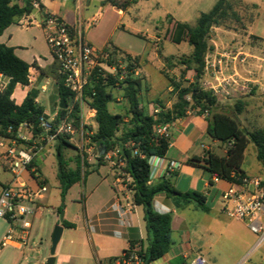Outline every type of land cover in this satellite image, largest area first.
I'll use <instances>...</instances> for the list:
<instances>
[{
	"label": "trees",
	"instance_id": "16d2710c",
	"mask_svg": "<svg viewBox=\"0 0 264 264\" xmlns=\"http://www.w3.org/2000/svg\"><path fill=\"white\" fill-rule=\"evenodd\" d=\"M34 1L39 3L40 11H44L40 0H29L24 8L12 5V0H0V36L17 20L33 12ZM233 1L240 6L243 3L242 0H218L209 12L200 15L196 25L191 26L184 22L175 23L170 38L176 44L188 42L193 47L191 56L181 63L187 71L194 73L195 78L189 86L182 87L167 76L173 92L177 93V101L171 108L157 101L155 104L158 112L153 115L146 113L141 106L140 98L143 91L142 79L133 78L139 58L126 55L128 73L122 79L125 72L118 70L115 74H111L100 67L94 73L86 89L89 107L96 112L95 122L97 124L96 130L87 135V140L92 147L96 148L97 153L101 154L102 150H105V154L97 156V162L93 166L81 156H77L76 167L71 168L64 157L66 147L75 148L70 140L71 136H60L57 140V177L62 200V205L58 209L59 213L64 209L70 188L86 179L91 173L98 171L100 166L109 162L106 157L116 153V156H111V161L116 162V166L112 168L130 177L127 188L132 193L134 205L143 208L147 230L146 239L139 242L138 247V243L132 242L123 255L135 250L142 264H151L162 258L173 244L172 214H161L155 211L153 200L156 195L176 196L197 204L204 212L209 211L206 197L199 192H179L169 179H164L157 185L149 184L151 167L148 159L152 156H166L170 147V139L155 135L154 130L158 125L174 124L177 120L184 118L190 108L197 106L210 115L208 127L210 137L220 144L227 145V150L224 155L208 151L204 158L193 157L187 161L188 164L203 168L211 178L225 182H237L247 176L243 164L245 153L252 144L256 148L257 159L264 170V129L253 131L243 126L236 118L219 108L218 98L213 90L205 88L202 84L206 57L210 51L209 36L212 29L221 25L231 15L240 20L237 14L232 13ZM107 2L125 12L135 3V0H107ZM253 20L254 17L249 24ZM104 49L120 50L112 46H106ZM30 68V64L17 57L14 48L0 43V76L9 78L6 88L0 90L1 138L17 139L22 124L27 125L33 136H37L42 131L40 118L45 116V113L44 108L36 101L38 91L29 92L21 104H17L12 98L18 85L24 87L30 85ZM111 88L124 90L129 104L125 115L110 112L109 104L114 101ZM58 93L61 100L66 101L68 108L66 110L58 108L55 122L58 123L69 117L73 119L76 129L81 128L79 106L70 109L71 94L60 81H58ZM243 105L240 100L236 103V110L239 114L243 110ZM83 128L91 130L90 126H83ZM120 162L123 163L122 166H119ZM84 166H87V169L83 170ZM37 172L39 173V169ZM62 225L66 228L75 227V224L66 220H63ZM120 258L110 261L113 263Z\"/></svg>",
	"mask_w": 264,
	"mask_h": 264
},
{
	"label": "rangeland",
	"instance_id": "374dc122",
	"mask_svg": "<svg viewBox=\"0 0 264 264\" xmlns=\"http://www.w3.org/2000/svg\"><path fill=\"white\" fill-rule=\"evenodd\" d=\"M217 2L218 0H135V3L127 11L123 12L118 7L108 3L107 0H87L84 6L85 15L79 29L83 33L85 41L91 43L99 50L104 49L106 46L116 45L120 49V54L139 58L135 69L139 74L135 73L133 78L142 79V102L147 103L152 101V99L155 102L161 100H173L176 102L177 93L167 91V87L170 86L167 76L182 87L190 85L195 78L194 73L187 71L181 62L188 60L193 47L188 43L176 44L171 41L169 38L170 23L173 19L174 22H185L194 26L200 15L209 12ZM242 2L240 6L233 1L232 9V13L237 14L240 20L231 15L221 25L214 27L210 33V56H207L206 59L210 64H215V70L218 74L227 75L226 73H231L232 71L233 74H236V70L239 71L240 65L244 62L243 58L247 56L243 53V47L257 42L254 37H250L248 43L245 42V35L249 33L254 36L264 37V0H242ZM253 17L254 20L249 25V21ZM43 46L48 52V43L44 42ZM158 50L159 58L157 59ZM161 51L168 56L171 54L175 56L165 59L160 55ZM51 55L50 52L49 56L51 57ZM141 58H148L151 63ZM227 60H233L236 63L233 69L228 63L226 64ZM206 73L208 72L205 70L204 75ZM241 81L240 75L236 74L233 79L216 80L215 83L217 85L222 84V86L233 85L240 87ZM202 84L207 89L211 87V84L208 85L204 81V77ZM148 88L152 89H150L151 92L148 91ZM238 90L234 95L232 93L230 95L224 94L225 103H222L224 105H219V108H223L229 115L236 118L242 125H246L250 130L264 129V95L257 96L256 88H254L252 112L249 115L246 113L242 114V112L239 114L236 110V103L239 100L244 102L242 99L247 95ZM110 91L114 96L113 105L110 104V107L112 105L114 109L119 108L125 115L127 113L128 100L125 97L124 90L111 88ZM147 92L149 95H147ZM54 104L55 108L60 105L59 94L56 95ZM82 125L90 126L91 130L83 127L77 128L71 141L75 148L66 147L64 149V157L71 168L76 167L77 156H81L83 160L93 166L97 162V156L100 155L97 153L96 148H92L87 140V135L92 134L97 128L92 115ZM20 134L30 137L29 130L25 128H22ZM226 150L227 145L224 144H218L215 148V152L221 155H224ZM110 156H113V154H110ZM107 164L110 163L107 162ZM112 167L114 166L112 165ZM85 169H87V166H84L83 170ZM243 169L252 177L264 179L263 167L257 159L256 148L252 144L245 153ZM40 173L45 179L47 192L43 194L42 199L38 200L42 208L33 222L28 244L21 248L12 244L2 247L3 239L10 226L7 221L0 218V264H46L51 256L52 235L57 225L54 219L58 217L60 220L61 213L65 212L66 206L70 216H80L82 213L81 207L70 201L72 197L77 199L79 193H82V182L70 191V197L67 201L65 200L64 209L61 213L58 212L59 207L62 205V200L60 183L57 177V142L54 143L51 154L47 155L41 163ZM96 178L98 177L95 175L92 177L93 180ZM87 179L89 180V175L85 179L86 182ZM12 181V173L5 169L4 161L0 159V190ZM221 221V226L218 227L215 233L221 235L222 238L215 248V253L216 255L225 256L230 247L236 243L239 230L235 219L224 216ZM222 232L224 233L221 234ZM243 234L245 240L250 244L257 241V237L253 233L244 230ZM98 245L100 247V238L95 236L94 241H92L86 229L78 231L66 230L56 246L54 264H100V249L98 250ZM255 245H251L247 249L246 263L264 264V245L256 251L254 250ZM73 250L79 257L74 258L72 256ZM230 251L232 254H238L239 252L236 248ZM221 258L218 260L219 264H223Z\"/></svg>",
	"mask_w": 264,
	"mask_h": 264
},
{
	"label": "crops",
	"instance_id": "0c3cea01",
	"mask_svg": "<svg viewBox=\"0 0 264 264\" xmlns=\"http://www.w3.org/2000/svg\"><path fill=\"white\" fill-rule=\"evenodd\" d=\"M28 1L29 0H12V5L24 8ZM86 3L87 0H40V4L43 6L44 11L57 14L68 25L75 26L78 29L85 15L84 6ZM41 17V13L34 8L30 15H26L17 20L4 31L0 36V43L14 48L17 57L31 65L30 85L25 87L18 85L12 98L17 104H21L29 92L38 91L36 101L44 108L45 116L49 119H56L58 116V108H60L58 105L57 108H55L54 104L56 95L59 94L56 74L57 67L52 55L51 57L49 56L51 52L50 48L47 52V49L43 46L44 42L47 43L45 32L42 27L37 24H32L30 26L23 25L25 19L41 21ZM175 23L176 22L172 19L169 28L170 33ZM123 27L127 28L125 26ZM250 37L256 38L257 42L250 43L243 47V53L247 56L243 58L244 62L240 65L239 71L236 70V74L240 75L242 78L240 83L241 86L235 87L229 85L227 87L223 85V89L229 91L232 95H234L238 89V91L247 95L242 99L244 101V110H242V114L246 113L247 115L252 112L253 108V89L256 88L257 96L264 95V37L254 36L248 33L245 35L244 41L248 43ZM112 47L119 49L116 45ZM158 52L159 50L157 51V59L159 58ZM160 55L165 59L175 56L174 54L168 56L164 54L163 51L160 52ZM207 56H210V51ZM141 59H146L151 63L148 58ZM227 63L231 66V69L236 65L233 60H227L226 64ZM231 73H226L227 75H225L223 73L218 74L211 71L204 75V81L207 82L208 85L211 84V86H214L217 85L215 83L216 80L224 81L227 78H235L236 74H233V71ZM137 74L139 73L137 72ZM0 81L7 85L9 83V78L0 76ZM150 89L151 88H148V91L151 92L152 89ZM167 91L173 92L172 87L168 86ZM249 94L250 96H248ZM147 95H149L148 92ZM141 96L140 98H142ZM217 98L219 105H224L222 104L225 103L224 101L226 99L224 98V94L218 95ZM113 102L110 104L113 105ZM161 102L169 108L175 103L173 100H161ZM110 104L109 110L112 114H124L119 108L114 109L112 105L110 107ZM141 106L149 115H153L156 111L155 100L153 99L147 103L141 101ZM128 107L129 104L127 105V109ZM85 109V117L92 115V119L95 120V110ZM221 110L225 111L223 108H221ZM83 123H85V121ZM209 123L210 115L199 107L194 106L187 111L184 118L177 120L170 128V147L165 157L171 161L177 162L180 167L169 180L179 192L186 193L195 191L203 194L207 199L206 205L209 211L204 212L197 204L179 199L176 196L168 197L165 194L156 195L153 200L155 211L161 214H172L173 244L167 254L151 264H187L198 254L204 256L208 264H219L218 260L220 257H222L221 260L223 264H248L246 263L247 249L250 248L251 245L256 244V242L250 244L245 240L243 231L245 230L249 233L251 231L242 221L235 220L237 222L239 234L236 238V243L231 247L229 246L230 250L236 248L239 251L238 254H232L228 248V253L225 254V256L216 255L215 253V248L222 238V236L217 235L215 231L221 226L222 217H228L224 213L221 203V193L227 189V182L211 178L203 168L195 167L187 163V161L193 157L204 158L208 151L215 152V148L220 144L213 140L208 134ZM243 126L247 127L244 124ZM21 130L22 128L19 134ZM53 145L54 144H51L47 147L42 159L37 162V169H39L41 177V163L47 155L51 154ZM3 152L4 148L0 147V154ZM94 175L98 178L93 180L92 177ZM162 180H164V178L161 176V172H157L149 184L157 185ZM81 182L83 184L82 193H79L77 199L72 197V200H70L71 203L81 207V215L70 216L67 206L64 212V220L75 224V227H64L62 223H60L58 217L54 219L55 223L63 226V232L66 230L78 231L86 229L92 241H94L95 236L100 238V247L98 245V250L100 249V264H118L117 260L113 263H111L110 260L120 258L123 252L130 247L132 242L138 243V247L139 242L144 241L147 237L143 208L135 205L131 208L127 206V191L123 183L117 178V173L113 170L111 164L106 163L100 166L98 171L89 175V180L87 179V182L83 179L73 185L68 191L66 201L70 197V191ZM1 191L2 190H0V193ZM223 233L224 232L221 234ZM72 256L74 258L79 257L74 250Z\"/></svg>",
	"mask_w": 264,
	"mask_h": 264
},
{
	"label": "built area",
	"instance_id": "2783aa9c",
	"mask_svg": "<svg viewBox=\"0 0 264 264\" xmlns=\"http://www.w3.org/2000/svg\"><path fill=\"white\" fill-rule=\"evenodd\" d=\"M33 4L34 8L42 15L41 21L25 19L23 25L37 24L44 30L57 67V83L60 81L70 92L72 97L70 109L79 106L83 124L88 119L85 117V108L91 109L86 89L94 73L100 67L111 74L121 70L125 72L122 79L128 73L127 56L113 49L99 50L95 48L91 43L85 41L83 33L78 28L68 25L53 12H41L37 1H34ZM215 67V64H210L206 59L205 70L208 73L210 71L218 73ZM6 86L0 81V90H4ZM223 87L222 84H219L211 86L209 89L213 90L216 96L230 94ZM73 122L72 118L67 117L56 123L55 118L49 119L43 116L40 118L42 131L37 136L31 134L30 137H27L18 134L17 139L0 137V147L4 148L0 159L4 161L5 169L13 175V181L3 186L0 193V218L7 221L10 226L3 239L2 247L12 244L21 248L28 244L33 222L41 210L38 200L42 199L43 194L47 192L45 181L37 172V162L42 159L47 147L56 143L60 136L69 135L71 136L70 140H73V135L76 133ZM171 126L172 124L158 125L154 130L155 135L171 140ZM22 128H27V125L22 124ZM113 156H116V153ZM106 159L111 165L116 166V162L111 161L110 155ZM148 162L151 167L150 181L157 172H161L164 179H169L180 167L177 162L171 161L165 156H152ZM122 165L123 163L120 162L119 166ZM116 173L117 178L127 191V206L131 208L134 203L132 193L127 188L130 177L122 174L120 170ZM263 182L264 179L260 177L247 175L237 182H227V189L221 193L224 213L231 219L245 223L257 237L255 251L264 245ZM117 262L118 264H142L135 250L124 254ZM187 264H208V261L204 256L198 254Z\"/></svg>",
	"mask_w": 264,
	"mask_h": 264
},
{
	"label": "water",
	"instance_id": "95a60500",
	"mask_svg": "<svg viewBox=\"0 0 264 264\" xmlns=\"http://www.w3.org/2000/svg\"><path fill=\"white\" fill-rule=\"evenodd\" d=\"M59 107L61 109L66 110L68 108V105L66 104V101L64 99L61 100ZM105 154V150H102L101 155ZM64 220V212L61 213V218H60V223H62ZM63 226L61 224H57L56 227L54 228L53 235H52V251H51V256L48 259L46 264H54L55 263V250L58 242L60 241V238L63 233Z\"/></svg>",
	"mask_w": 264,
	"mask_h": 264
}]
</instances>
